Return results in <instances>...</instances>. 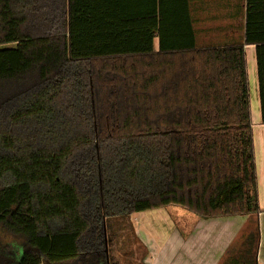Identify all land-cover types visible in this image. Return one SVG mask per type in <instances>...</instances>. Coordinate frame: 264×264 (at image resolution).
<instances>
[{"label":"trees","instance_id":"trees-1","mask_svg":"<svg viewBox=\"0 0 264 264\" xmlns=\"http://www.w3.org/2000/svg\"><path fill=\"white\" fill-rule=\"evenodd\" d=\"M246 18L242 42L199 48L189 0H0V264H111L107 222L135 212L258 214L264 0Z\"/></svg>","mask_w":264,"mask_h":264},{"label":"crops","instance_id":"crops-1","mask_svg":"<svg viewBox=\"0 0 264 264\" xmlns=\"http://www.w3.org/2000/svg\"><path fill=\"white\" fill-rule=\"evenodd\" d=\"M189 12L197 47L232 45L243 41L247 0H189ZM158 46L156 39L154 48L158 50ZM245 50L249 80L254 79L257 83L255 46L246 45ZM252 122L260 212L209 219L200 218L191 211L192 215H185L186 209L182 207L184 211L180 207L172 210L173 218L169 214L168 217L163 216L162 208L153 209V215H147L148 211L135 212L131 216L133 220L136 214L141 216L137 218L136 228L147 251L144 257L146 264H225L233 256L230 249L242 243L253 223L260 229L257 264H264V124L260 117Z\"/></svg>","mask_w":264,"mask_h":264},{"label":"rangeland","instance_id":"rangeland-1","mask_svg":"<svg viewBox=\"0 0 264 264\" xmlns=\"http://www.w3.org/2000/svg\"><path fill=\"white\" fill-rule=\"evenodd\" d=\"M250 94L253 108V119L259 118V97H258V85L254 79H250ZM179 206L172 205L163 207L160 212L163 216L168 217V214L173 218V209ZM180 209L184 211L181 207ZM154 210H148L147 215H153ZM185 215H192L189 211H184ZM144 214V215H146ZM140 215V214H138ZM141 216L134 217H111L107 222V228L109 233V247L111 253V264H146L144 261L147 251L141 244L139 235L137 234V224ZM143 217V216H142ZM130 220V222L128 221ZM133 220V221H132ZM135 222V223H133ZM129 223V224H128ZM136 224V226H135ZM145 228V225H143ZM255 223L251 224L250 228L255 227ZM146 253V254H145Z\"/></svg>","mask_w":264,"mask_h":264}]
</instances>
